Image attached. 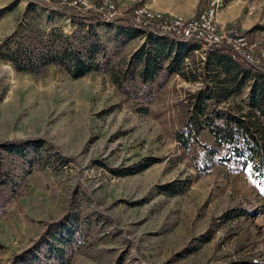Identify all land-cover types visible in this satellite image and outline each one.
<instances>
[{
	"label": "rangeland",
	"instance_id": "obj_1",
	"mask_svg": "<svg viewBox=\"0 0 264 264\" xmlns=\"http://www.w3.org/2000/svg\"><path fill=\"white\" fill-rule=\"evenodd\" d=\"M111 1L124 12L139 3L133 8L190 19L209 0H167L178 12L156 5L165 0ZM228 7L257 28L219 21ZM89 17L0 0V264H264L256 162L225 160L207 127L193 134L184 124L199 90L213 92L219 108L246 112L251 77L222 98L234 74L214 62L218 47L203 54L190 40ZM214 22L264 52V0H222ZM84 32L104 70L21 71L25 38L49 47L60 33L79 47ZM137 50L158 57L144 83L141 59H152L133 58ZM176 51L180 71L166 74Z\"/></svg>",
	"mask_w": 264,
	"mask_h": 264
},
{
	"label": "trees",
	"instance_id": "obj_2",
	"mask_svg": "<svg viewBox=\"0 0 264 264\" xmlns=\"http://www.w3.org/2000/svg\"><path fill=\"white\" fill-rule=\"evenodd\" d=\"M137 4L134 3L127 7L125 9L127 17L119 19L115 23L129 25L128 13ZM72 17L78 18L75 15ZM96 19L95 16L89 17L90 21ZM257 26L254 24L252 28L255 29ZM80 34L79 47L69 44L67 41L69 37L60 33L55 35L58 40H51L49 47H38L34 37L25 38V47L21 48V71L35 73L45 65L55 64L72 77H79L92 71L104 70L105 61L100 59L104 58V55H99L96 43H91L88 39V32ZM227 51L226 47L220 46L218 49L215 48L212 54L219 69L230 70L234 74L233 78L229 80L231 87L226 90L222 98L232 92H238L241 83L248 75L252 81L249 86V109L243 114H239L237 113L238 109H241L239 106L235 107L236 112H232L230 108H219L215 105L213 92L207 88L208 90H199L190 94L188 98L190 108L187 121L184 124L185 127H189V133L193 132V134L199 128L207 127L214 136L216 145L223 149V155L226 153L225 160H231L240 167L247 165L248 162H256L252 165L254 172L258 178L264 179V122L261 123L257 119L258 117L264 119V64L261 63L257 68H254L242 60L231 59ZM144 54L145 52L142 50H137L132 54V57L137 60L142 55L144 58L148 56L152 59V62L149 59H141L143 71L140 73V79L142 83L153 78L155 70H157L155 57L158 58L157 56L151 57L152 54ZM98 55L99 57H97ZM182 59L183 55L176 51L167 61L164 68L165 73H179ZM122 78L123 76L121 80ZM119 80L115 79V81ZM121 85L123 84L121 83ZM2 192L3 190L0 188V206L3 204Z\"/></svg>",
	"mask_w": 264,
	"mask_h": 264
},
{
	"label": "built area",
	"instance_id": "obj_3",
	"mask_svg": "<svg viewBox=\"0 0 264 264\" xmlns=\"http://www.w3.org/2000/svg\"><path fill=\"white\" fill-rule=\"evenodd\" d=\"M40 5L65 10L70 16H95L104 23H115L127 17L111 0H99L94 4L87 0H28ZM222 0H209L193 18H180L136 6L128 13L129 26L156 36L190 40L198 44L203 54L211 48L224 46L231 59L242 60L254 68L264 60V52L257 49V43L248 40L234 26L217 25L214 16ZM85 12V13H83Z\"/></svg>",
	"mask_w": 264,
	"mask_h": 264
},
{
	"label": "crops",
	"instance_id": "obj_4",
	"mask_svg": "<svg viewBox=\"0 0 264 264\" xmlns=\"http://www.w3.org/2000/svg\"><path fill=\"white\" fill-rule=\"evenodd\" d=\"M167 0L161 2V3H158L156 4L159 8L161 9H164V10H168V11H172L174 8H172V5H173V1H167L169 3L166 2ZM153 2V0H152ZM207 2V0H206ZM205 2V3H206ZM154 2H153V5H155ZM149 5H152L151 3ZM155 6V7H157ZM157 7V8H158ZM228 8H232L229 12H225L223 14H221V12L219 13V15L217 16L218 20L221 21V22H225V23H228V22H231V23H234V24H237L238 26L240 27H245L244 29L246 28H250L252 25H253V22H249V19H242L241 17H239L240 15V8H234V7H228ZM173 12H178L177 10H173ZM239 17V18H237Z\"/></svg>",
	"mask_w": 264,
	"mask_h": 264
}]
</instances>
